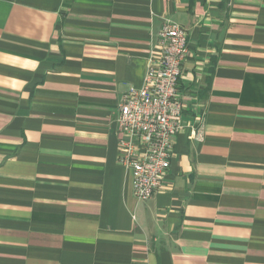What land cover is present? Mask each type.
<instances>
[{"label": "crops", "instance_id": "1", "mask_svg": "<svg viewBox=\"0 0 264 264\" xmlns=\"http://www.w3.org/2000/svg\"><path fill=\"white\" fill-rule=\"evenodd\" d=\"M165 18L183 127L138 200L117 108ZM0 264H264V0H0Z\"/></svg>", "mask_w": 264, "mask_h": 264}, {"label": "built area", "instance_id": "2", "mask_svg": "<svg viewBox=\"0 0 264 264\" xmlns=\"http://www.w3.org/2000/svg\"><path fill=\"white\" fill-rule=\"evenodd\" d=\"M187 53L185 28L165 18L143 84L129 87L118 103V163L130 172L138 200L150 198L162 185L174 138L183 127L178 82Z\"/></svg>", "mask_w": 264, "mask_h": 264}]
</instances>
